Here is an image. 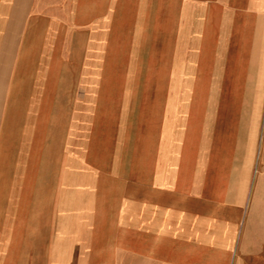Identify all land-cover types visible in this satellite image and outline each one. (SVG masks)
<instances>
[{"label":"crops","instance_id":"1","mask_svg":"<svg viewBox=\"0 0 264 264\" xmlns=\"http://www.w3.org/2000/svg\"><path fill=\"white\" fill-rule=\"evenodd\" d=\"M0 264H264V0H0Z\"/></svg>","mask_w":264,"mask_h":264}]
</instances>
